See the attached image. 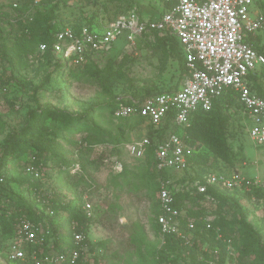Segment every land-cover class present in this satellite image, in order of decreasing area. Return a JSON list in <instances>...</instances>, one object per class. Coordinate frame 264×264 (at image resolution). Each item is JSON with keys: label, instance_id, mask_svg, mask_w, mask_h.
Here are the masks:
<instances>
[{"label": "trees", "instance_id": "1", "mask_svg": "<svg viewBox=\"0 0 264 264\" xmlns=\"http://www.w3.org/2000/svg\"><path fill=\"white\" fill-rule=\"evenodd\" d=\"M52 1L45 0L41 3L44 6L50 5L49 12L46 14L35 13L31 26L21 36L15 34L14 31L5 33V37H2L0 33L2 37L0 58H7L10 53L14 52L17 57L22 59L25 54L38 51L47 64L54 67V72L56 71L58 75L68 72L77 81L86 78L95 80L110 99L108 104L97 106V109H109L112 116L121 105H132L135 101H142L157 94L178 90L175 88L166 92L154 93L147 89L144 94L136 90L133 92L127 91L126 93H124V90L116 92V89L126 85L131 86L133 83L127 73V68L132 59L127 53L128 48L125 42L119 57L108 60L104 69H100L96 61L102 55L95 57L93 60L89 58L80 65H73L70 62L59 60L54 54L53 44L55 34L66 27L62 25L59 15L63 0H56L53 5ZM35 7V0H26V3L22 7L16 8L15 11L21 14L29 12ZM118 17L107 19L105 24V21L99 19L97 13L85 24L74 23L71 28L79 31L83 27L91 29L95 26L102 27ZM148 38L146 37L141 43L148 40ZM151 38L154 43L161 47L166 58H173L178 62L183 80L187 74L186 60L177 37L170 33L155 32L151 35ZM249 41L259 53L264 54V36L260 35ZM41 45L47 46L45 52L40 51ZM113 49H117L116 45ZM256 77L257 75H252V86L254 89L260 90L262 83L258 82ZM49 79L48 76L47 80L44 81L43 89L46 88L45 85L48 84ZM230 106H233L236 113L238 112L237 126L245 133L248 124L243 116L242 105L238 101L237 94L234 91H228L214 102L211 111L197 112L192 117L189 128H178L172 124L171 120H167L159 128L147 126L146 136L151 140V146L148 148L146 157L138 160L147 162L154 170L156 142L162 140L171 132L180 135L186 133L189 136V143L195 148V154L189 160L190 168L198 167L197 171H201L192 178L190 185L196 180H202L207 173L228 174L230 171H203L202 169H205V166L201 165L199 161L204 155L202 153L204 147L201 144L212 155L213 162L222 161L228 167L234 168L236 162L242 160L240 153H236L229 143V138L234 135L228 129L229 119L224 114L223 109ZM92 110L84 113H69L53 105L30 110L24 127L20 131L11 132L0 143V178L3 177V182H0V202L5 206V210L10 213L11 221L14 222L19 214L27 213L30 219L39 222L44 217L37 215V202L34 191L36 189L43 190L44 194L51 193L54 196L52 209L55 211V215L48 220L52 225L53 236L51 238L57 251L73 248L72 234L74 231L83 233L87 237L84 245L88 246L90 252L93 253L94 250V247H90L91 244L88 239V231L94 217H87L83 209L84 197L79 199L72 197L76 190L73 185L81 180L82 176L78 173L74 175L70 173V168L76 164H81L82 169H84L82 155L85 153L84 150L89 151L91 149V145H87L90 138L86 139L85 137L82 142H78L75 141L74 136L87 132L92 133L94 137L101 140L102 134L107 135L98 126ZM122 121L130 123L129 127L134 131L136 129L137 131L140 130L144 124L142 120L129 119ZM130 141L123 142L120 145L121 148L124 149V144ZM92 143L98 144V141ZM65 146L71 149L65 150ZM31 150L35 151L36 157L30 165H34L42 172V180H34L32 177L25 175L22 170L17 171L15 174L14 170L9 167V162L15 163L19 169L23 165H29L26 156ZM100 161L101 163L108 162L103 157ZM210 166L212 165H207L209 168ZM155 175L157 174L155 173ZM160 176L162 179L180 181V183H183V187L187 188L176 194V202L185 215L182 219L183 227H186L188 222L195 224L193 231L194 245H185L176 236H166L164 239L162 238V246L154 256L153 264H235L236 258L238 264H247V260L250 259L252 254L255 256V264H264V232L252 220L255 211L249 207L245 213L228 209L233 200L236 201L235 203L246 201L250 204L251 198L256 196V208H262V211H264V192L262 190H253L252 192L210 190L209 193L216 200V202H213L208 200L205 195L199 194L195 188H188L189 186L187 187L186 184H189V181L184 184L185 178L178 180L176 173L164 171ZM157 179L158 176L156 177V183ZM62 186H65V190ZM151 189L153 190V197H155L154 222L156 225L157 217L160 214L157 210V190L152 187ZM209 212L216 217L212 222V229H207V222L205 221ZM62 216L64 218L60 219ZM73 223L76 224L75 230L73 229ZM216 229H220V231L216 232ZM218 234H221V239H218ZM232 235L235 236V241L229 244L227 241ZM63 242L64 244H62ZM99 244L104 248L106 247L105 242ZM206 245L210 249L205 251ZM229 247L237 252V257L230 254ZM174 256L175 258H173ZM102 258L93 257L94 264H104L101 261Z\"/></svg>", "mask_w": 264, "mask_h": 264}, {"label": "built area", "instance_id": "2", "mask_svg": "<svg viewBox=\"0 0 264 264\" xmlns=\"http://www.w3.org/2000/svg\"><path fill=\"white\" fill-rule=\"evenodd\" d=\"M161 1L164 10L153 19H144L132 11L102 27H83L79 31L65 27L55 34L54 54L63 62L80 65L89 58L93 60L109 53L122 39L126 45L136 48L138 42L151 38L155 32L170 33L179 40L186 60L187 74L181 89L135 101L132 105H121L115 110L114 119L142 120L146 126L154 128L171 120L173 125L185 129L190 127L197 112L211 111L217 99L228 91H234L242 105L251 140L257 146H264V84L260 90L252 86V75L264 69V54L259 53L249 41L264 36V14L256 10L254 0ZM46 50V45L40 46L41 52ZM150 146L151 140L146 136L125 143L124 149L138 160L146 157ZM155 146L157 210L160 212L156 225L159 233L163 239L176 236L185 245L193 246L195 224L188 222L183 227L185 215L176 202V194L183 190L175 189V181L162 179L160 174L164 171L176 174L187 171L195 148L189 143L186 133L173 132L156 142ZM120 168L116 164L114 170ZM21 170L34 180H42V172L34 165H26ZM78 171V164L70 168L73 175ZM0 182H3V177ZM191 187L213 202L216 200L210 190L264 192V182L245 178L236 171L207 173ZM42 191H34L37 215L44 217L39 222L30 219L27 213H21L11 225L8 224V229L4 228L7 224H3L1 218L11 216L0 202V264H94L93 253L84 245L87 237L83 233L73 232V248L56 250L51 238L52 225L48 220L55 215L52 209L54 196ZM250 203H257L256 196ZM83 209L88 218L93 217L87 196L84 197ZM215 219L209 212L205 219L207 229H212ZM75 226L73 223L74 230ZM221 237L218 234V239ZM232 239L227 242L232 244ZM230 254L235 256L233 252Z\"/></svg>", "mask_w": 264, "mask_h": 264}, {"label": "rangeland", "instance_id": "3", "mask_svg": "<svg viewBox=\"0 0 264 264\" xmlns=\"http://www.w3.org/2000/svg\"><path fill=\"white\" fill-rule=\"evenodd\" d=\"M44 1L35 0V8L20 14L15 9L22 7L26 0H0L2 37L10 31L21 36L31 26L35 13H48L50 5H42ZM254 2L255 8L264 13V0ZM55 3L56 0H53L52 5ZM163 10L161 0H63L59 15L62 25L71 27L74 23L85 24L97 13L99 19L106 24L107 19L132 11L144 19H153ZM2 37L0 36V43ZM124 42L123 39L120 40L116 44L117 49L96 59L100 69L105 68L108 60L119 57ZM126 46L132 59L127 73L133 83L131 86L116 89V92L136 90L144 94L147 89L154 93L181 89L183 80L178 62L173 58H166L161 47L154 43L152 38L143 43L138 42L136 48ZM258 74H262L261 80L264 81V71L259 69ZM48 76L49 82L43 89V83ZM109 102L110 99L95 80L86 78L77 81L68 72L58 75L38 51L29 52L22 59L14 52L7 58H0V143L11 132L20 131L24 127L30 110L44 108L46 105H53L69 113H84L94 109V118L107 135L102 134L101 140L87 132L74 136L78 142H82L85 137L90 138L87 145H91V149L84 150V169L78 164V174H81L82 179L73 185L76 190L72 192V197L77 199L87 196L93 208L94 221L88 231L90 247H94L92 256L100 259L104 257L101 260L104 264H153L154 256L162 246V237L154 222L155 197L151 189L152 187L155 190L157 187V175L151 165L133 158L120 146L127 140L145 138L147 126L143 124L140 130L134 131L129 127L130 123L114 119L109 109H97V106ZM233 106L224 108L223 112L229 119L228 129L234 135L229 138V143L236 153H240L242 160L236 162L234 168L228 167L222 161L213 162L212 155L201 144L204 147V155L199 163L205 166V169H201L230 171L229 173L236 171L245 178L264 182V146L255 145L248 130L243 133L237 126L236 118L239 115ZM94 141H98V144H93ZM68 149L71 148L65 146V150ZM34 153L35 151L31 150L26 156L29 165L36 157ZM102 157L108 162L101 163ZM116 164L122 169L114 170ZM207 165L212 166L209 168ZM9 167L16 174L25 165L19 169L15 163L9 162ZM197 168L179 172L176 178H185L184 184L189 181L186 185L191 188L192 178L201 172H198ZM182 184L180 181L175 182V189H187ZM62 188L65 190V186ZM235 202L233 200L228 209L243 213L248 211V207L253 209L255 213L253 212L252 220L264 232L262 208L257 209L253 203L246 201ZM63 218L62 216L60 219ZM1 221L7 224V227H4L6 229L13 222L10 217L1 218ZM231 237L234 242L235 236ZM102 242L106 243L105 248L99 244ZM208 247L206 245L205 249L209 250ZM229 251L237 257L236 251ZM247 261V264H255V256L252 254ZM235 264H238L237 258Z\"/></svg>", "mask_w": 264, "mask_h": 264}, {"label": "crops", "instance_id": "4", "mask_svg": "<svg viewBox=\"0 0 264 264\" xmlns=\"http://www.w3.org/2000/svg\"><path fill=\"white\" fill-rule=\"evenodd\" d=\"M256 10H257V9H256ZM262 14H264V13H262ZM158 16H159V15H158ZM155 18H156V17H155ZM263 71H264V69H263ZM261 76H262V74H261V75H259V74H258V72H257V77H256V78H257V81H258V82H260V83H262L261 85H263V84H264V81H263V80H261V79H262V77H261Z\"/></svg>", "mask_w": 264, "mask_h": 264}]
</instances>
